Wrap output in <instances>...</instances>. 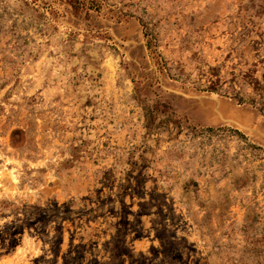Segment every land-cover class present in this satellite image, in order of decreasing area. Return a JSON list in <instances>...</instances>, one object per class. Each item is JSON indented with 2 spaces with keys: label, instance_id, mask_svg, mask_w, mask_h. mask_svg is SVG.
I'll use <instances>...</instances> for the list:
<instances>
[{
  "label": "rangeland",
  "instance_id": "374dc122",
  "mask_svg": "<svg viewBox=\"0 0 264 264\" xmlns=\"http://www.w3.org/2000/svg\"><path fill=\"white\" fill-rule=\"evenodd\" d=\"M0 264H264V0H0Z\"/></svg>",
  "mask_w": 264,
  "mask_h": 264
}]
</instances>
